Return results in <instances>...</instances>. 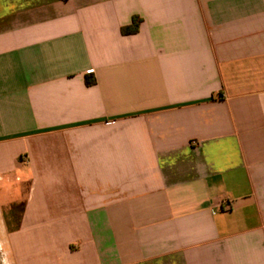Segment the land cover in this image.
<instances>
[{
	"label": "crops",
	"instance_id": "1",
	"mask_svg": "<svg viewBox=\"0 0 264 264\" xmlns=\"http://www.w3.org/2000/svg\"><path fill=\"white\" fill-rule=\"evenodd\" d=\"M5 181L0 264H264V0H0Z\"/></svg>",
	"mask_w": 264,
	"mask_h": 264
},
{
	"label": "trees",
	"instance_id": "2",
	"mask_svg": "<svg viewBox=\"0 0 264 264\" xmlns=\"http://www.w3.org/2000/svg\"><path fill=\"white\" fill-rule=\"evenodd\" d=\"M140 24H141L140 19L135 17L133 19V23L131 26L122 29V34L123 35H134L138 33Z\"/></svg>",
	"mask_w": 264,
	"mask_h": 264
},
{
	"label": "rangeland",
	"instance_id": "3",
	"mask_svg": "<svg viewBox=\"0 0 264 264\" xmlns=\"http://www.w3.org/2000/svg\"><path fill=\"white\" fill-rule=\"evenodd\" d=\"M7 185H8V182H7V181H5V182H0V190H1L3 187L7 186ZM1 192H2V190H1ZM1 192H0V205H5V203H6V201H7V200H5V193H4V192L1 193Z\"/></svg>",
	"mask_w": 264,
	"mask_h": 264
},
{
	"label": "built area",
	"instance_id": "4",
	"mask_svg": "<svg viewBox=\"0 0 264 264\" xmlns=\"http://www.w3.org/2000/svg\"><path fill=\"white\" fill-rule=\"evenodd\" d=\"M225 208H226L227 210H229V209H230V206H229V204H228V203L226 204Z\"/></svg>",
	"mask_w": 264,
	"mask_h": 264
}]
</instances>
